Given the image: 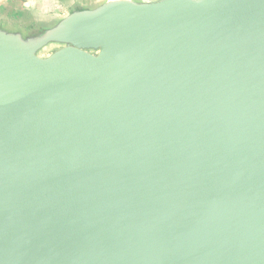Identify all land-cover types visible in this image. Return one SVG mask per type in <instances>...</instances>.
I'll return each instance as SVG.
<instances>
[{"label": "water", "instance_id": "1", "mask_svg": "<svg viewBox=\"0 0 264 264\" xmlns=\"http://www.w3.org/2000/svg\"><path fill=\"white\" fill-rule=\"evenodd\" d=\"M0 264H264V0L0 23Z\"/></svg>", "mask_w": 264, "mask_h": 264}, {"label": "rangeland", "instance_id": "2", "mask_svg": "<svg viewBox=\"0 0 264 264\" xmlns=\"http://www.w3.org/2000/svg\"><path fill=\"white\" fill-rule=\"evenodd\" d=\"M103 0H0V23L31 28L67 14L77 4L93 5ZM50 50L43 55H48Z\"/></svg>", "mask_w": 264, "mask_h": 264}]
</instances>
